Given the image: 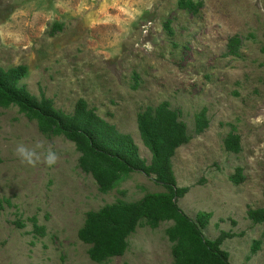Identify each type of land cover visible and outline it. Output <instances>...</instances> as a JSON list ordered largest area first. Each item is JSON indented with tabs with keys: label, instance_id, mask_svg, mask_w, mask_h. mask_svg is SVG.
I'll return each mask as SVG.
<instances>
[{
	"label": "rangeland",
	"instance_id": "obj_1",
	"mask_svg": "<svg viewBox=\"0 0 264 264\" xmlns=\"http://www.w3.org/2000/svg\"><path fill=\"white\" fill-rule=\"evenodd\" d=\"M181 1L0 0V67H25L19 85L57 110L72 113L83 99L131 136L147 164L136 117L167 102L190 137L172 158L177 187L187 188L178 208L192 221L209 214L206 241L233 234L221 246L230 264H264V221L247 216L264 208V0H184L192 10ZM202 110L208 126L196 133ZM230 132L239 137L238 153L224 147ZM37 142L56 153L54 165L18 158V144ZM79 157L73 143L43 134L17 107L0 108V264H173L171 222L138 227L122 256L89 258L77 235L88 212L167 190L130 172L101 192Z\"/></svg>",
	"mask_w": 264,
	"mask_h": 264
},
{
	"label": "trees",
	"instance_id": "obj_2",
	"mask_svg": "<svg viewBox=\"0 0 264 264\" xmlns=\"http://www.w3.org/2000/svg\"><path fill=\"white\" fill-rule=\"evenodd\" d=\"M180 6L192 10L197 6L182 0ZM167 25V24H166ZM239 40L228 43L229 53H236ZM25 67L3 69L0 67V108L17 107L29 121L37 124L38 130L47 136H63L73 143L80 153L81 170L90 174L101 192H107L118 183L125 173L140 172L163 186L167 193L148 194L135 202H117L98 211L86 214L78 238L89 245V258L104 263L122 256L128 248V239L138 227L157 228L162 222H171L165 234L171 243L173 264H230L228 252L221 248L223 242L233 237L222 231L213 241H206L202 229L209 214H199L192 221L178 208L177 200L187 193V188H178L172 169L175 151L189 142L190 137L179 113L167 102L156 107H147L139 112L136 123L144 146L151 153L146 163L138 154V148L128 134H123L100 118L79 99L72 113L55 109L52 100L37 98L30 94L20 81L25 77ZM208 126L205 110L195 115V131L202 132ZM228 152L240 151V140L234 133L224 139ZM241 180L240 169L231 178ZM8 203L7 201H5ZM3 200L0 199V209ZM247 216L253 222L264 221V208L250 209ZM33 230L44 236L45 229L32 218ZM19 227L23 224L17 223Z\"/></svg>",
	"mask_w": 264,
	"mask_h": 264
},
{
	"label": "clouds",
	"instance_id": "obj_3",
	"mask_svg": "<svg viewBox=\"0 0 264 264\" xmlns=\"http://www.w3.org/2000/svg\"><path fill=\"white\" fill-rule=\"evenodd\" d=\"M15 153L23 163H27L28 165H34L41 162V157H43L42 162L47 166L54 165L57 160L56 153L51 149V147L45 148L42 142H37L31 148L27 147L23 143H20L17 145Z\"/></svg>",
	"mask_w": 264,
	"mask_h": 264
}]
</instances>
